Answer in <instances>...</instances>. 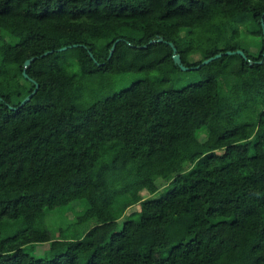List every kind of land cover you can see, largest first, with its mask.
I'll return each mask as SVG.
<instances>
[{"label": "trees", "instance_id": "obj_1", "mask_svg": "<svg viewBox=\"0 0 264 264\" xmlns=\"http://www.w3.org/2000/svg\"><path fill=\"white\" fill-rule=\"evenodd\" d=\"M262 29L264 0H0V264H264Z\"/></svg>", "mask_w": 264, "mask_h": 264}, {"label": "rangeland", "instance_id": "obj_2", "mask_svg": "<svg viewBox=\"0 0 264 264\" xmlns=\"http://www.w3.org/2000/svg\"><path fill=\"white\" fill-rule=\"evenodd\" d=\"M174 75L178 77L177 80H174L173 84L174 86H180L184 83H186L189 80L194 79V75L192 74V71H176L174 72ZM141 77V74L138 73H123V74H117L112 80H111V85L109 87V90H117L121 87L127 86L129 85L135 78ZM256 106H258V108L263 107L264 106V96L259 97V99L256 102ZM200 139L202 140L203 143H205L206 145H210V140L208 139L207 136H205L203 133H200ZM132 194L135 195L136 198H141L145 195V192L142 190V188L140 187H136L133 191ZM157 194H159V192H156L153 194V196H156ZM98 199V193H91L88 197H87V201L89 203H95ZM82 202L81 201H74L72 203H69L67 207L62 208L58 212V216H59V220L58 222H56L59 226H63L66 222H69L71 220V218L74 216L75 213L79 212V210H81V206H82ZM138 208V203L128 207L123 215L118 219L119 222H122L126 215L128 213H130L132 210L137 209ZM52 216L53 220H55L54 216L51 214L49 216ZM56 234H57V229H55ZM47 243H41L39 245H34L33 249L30 250L31 254L33 255H41L42 254V250L45 249L44 247H46Z\"/></svg>", "mask_w": 264, "mask_h": 264}, {"label": "water", "instance_id": "obj_3", "mask_svg": "<svg viewBox=\"0 0 264 264\" xmlns=\"http://www.w3.org/2000/svg\"><path fill=\"white\" fill-rule=\"evenodd\" d=\"M261 26H262V23H261ZM262 35H263V36H262V39H263V41H264V29H262ZM160 39H161V38L159 37L157 40H160ZM169 45H172V43L169 42ZM113 46H114V43H112V45H111V47H110V49H109L108 56L111 54V51H112ZM64 48H65V47L62 46V47H60L59 49H64ZM48 52H51V50H46V51H44L42 54H46V53H48ZM229 52H230L229 50H226V51H225V53H229ZM234 52L243 55V52H242L241 49H235ZM42 54H41V55H42ZM220 54H221V52H218V53H215V54L212 55V56H209V57H207V58H204V59H202V60L200 61V63H198L197 65L192 66V67L197 68V67H199L200 65H202V64H204V63H206V62H208L209 60H211V59H213V58H215V57H218ZM243 56H244V55H243ZM262 56H264V50H263V52H262ZM34 57H35V56H31V57H28V58L24 59V61H23V68H22V73H23V74H25V72H24L25 67L28 66V65L30 64V61H31ZM171 58H172L173 63L177 64L178 67H179L180 69H182V70H186V69H188V68L191 67V66L189 67V66L184 65V64L180 61L179 54L176 53V49H175L174 46H172V55H171ZM261 61H262V59L258 60V62H261ZM36 87H37V85L35 84V86L33 87V89H32L27 95H25V96L22 98L21 103L25 102V101H26V100H27V99H28V98L34 93V91L36 90Z\"/></svg>", "mask_w": 264, "mask_h": 264}]
</instances>
